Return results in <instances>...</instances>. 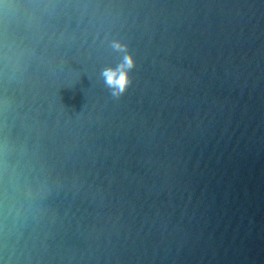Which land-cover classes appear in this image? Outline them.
<instances>
[{
  "label": "water",
  "instance_id": "95a60500",
  "mask_svg": "<svg viewBox=\"0 0 264 264\" xmlns=\"http://www.w3.org/2000/svg\"><path fill=\"white\" fill-rule=\"evenodd\" d=\"M0 264H264V0H0Z\"/></svg>",
  "mask_w": 264,
  "mask_h": 264
},
{
  "label": "clouds",
  "instance_id": "9594fccd",
  "mask_svg": "<svg viewBox=\"0 0 264 264\" xmlns=\"http://www.w3.org/2000/svg\"><path fill=\"white\" fill-rule=\"evenodd\" d=\"M112 47L117 51H124L126 45L114 41ZM134 66L135 61L132 55L125 52L119 64L102 70L101 75L104 78V83L111 90V95L114 98H119L127 90L128 85L131 83L129 72Z\"/></svg>",
  "mask_w": 264,
  "mask_h": 264
}]
</instances>
